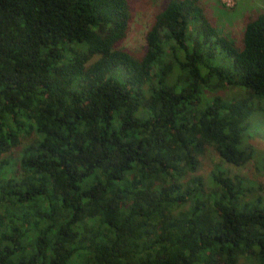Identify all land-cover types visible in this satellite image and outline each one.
Listing matches in <instances>:
<instances>
[{"label":"trees","instance_id":"1","mask_svg":"<svg viewBox=\"0 0 264 264\" xmlns=\"http://www.w3.org/2000/svg\"><path fill=\"white\" fill-rule=\"evenodd\" d=\"M133 20L131 0H0V264H264V193L197 176L256 155L264 11L236 43L166 0L144 54Z\"/></svg>","mask_w":264,"mask_h":264},{"label":"rangeland","instance_id":"2","mask_svg":"<svg viewBox=\"0 0 264 264\" xmlns=\"http://www.w3.org/2000/svg\"><path fill=\"white\" fill-rule=\"evenodd\" d=\"M166 0H131L134 6V20L130 26V32L124 41V47L138 53L144 54L146 51L147 33L152 26L154 15L161 9ZM204 9L210 23L213 24L218 32L239 43L245 27V21L248 16L254 12L264 11V0H199ZM217 63L228 66L231 59L223 53L217 52ZM228 100L235 97H241L242 93L238 90H227L219 92ZM255 129L252 131V138L249 143L255 148L256 155L253 161L243 165L234 166L224 162L216 152H210L208 156L201 162L197 176L202 177L205 181H209L210 174L216 164L232 174H239L246 179L255 188V194L264 193V113L253 119ZM257 128V129H256ZM24 141L21 146L11 153V159L17 160L22 149L27 145ZM8 159L6 157L2 158ZM0 159V162L2 161ZM191 177V176H189ZM240 264H253L248 259H241Z\"/></svg>","mask_w":264,"mask_h":264}]
</instances>
